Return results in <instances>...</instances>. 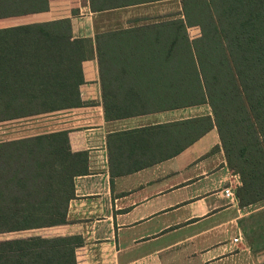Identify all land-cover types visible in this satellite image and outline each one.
<instances>
[{
    "label": "trees",
    "instance_id": "1",
    "mask_svg": "<svg viewBox=\"0 0 264 264\" xmlns=\"http://www.w3.org/2000/svg\"><path fill=\"white\" fill-rule=\"evenodd\" d=\"M56 1L0 0V23L46 13ZM69 1L76 16L78 0ZM164 1L171 0H90V7ZM160 18L94 41L75 38L68 18L1 27L0 124L82 107V65L96 47L106 120L211 108L120 134L127 157L167 160L217 129L227 165L241 179L240 206L264 201V0H181L177 17ZM193 27L200 29L195 39ZM127 160L125 173L150 163ZM87 172V152H72L66 131L0 143V233L64 223L74 179ZM17 244H0V264H33Z\"/></svg>",
    "mask_w": 264,
    "mask_h": 264
},
{
    "label": "crops",
    "instance_id": "2",
    "mask_svg": "<svg viewBox=\"0 0 264 264\" xmlns=\"http://www.w3.org/2000/svg\"><path fill=\"white\" fill-rule=\"evenodd\" d=\"M141 6L93 12L89 0H78L74 16L70 1H56L32 23L68 18L75 38L94 41L161 19L130 11ZM82 68V107L2 123L13 128L3 143L66 131L72 152H87L88 172L74 179L66 221L0 233V244L17 242L33 264H264V201L241 207L224 195L228 186L236 194L241 179L227 165L217 129L173 158L125 173L132 166L127 159L145 157H127L120 134L209 115L211 108L108 121L96 47Z\"/></svg>",
    "mask_w": 264,
    "mask_h": 264
},
{
    "label": "rangeland",
    "instance_id": "3",
    "mask_svg": "<svg viewBox=\"0 0 264 264\" xmlns=\"http://www.w3.org/2000/svg\"><path fill=\"white\" fill-rule=\"evenodd\" d=\"M61 1H69V0H61ZM71 2V1H70ZM90 2V0H89ZM132 13H140L146 16L147 14H150L151 16H165L167 14H174L176 17L181 11V0H171V1H164V2H159L155 4H148L146 6H141L138 9H130ZM145 18V17H143ZM35 20L31 18H26V19H21V20H16L12 22H1L0 23V28L1 27H7L11 25H18V24H28L32 23ZM145 23V21L143 22ZM189 34L191 39H195L200 36V29L197 27H193L189 29ZM10 125V124H9ZM8 125L1 124L0 125V143H3L4 140L10 139L13 136H10L13 133H10L12 127H5ZM7 131V132H6Z\"/></svg>",
    "mask_w": 264,
    "mask_h": 264
},
{
    "label": "built area",
    "instance_id": "4",
    "mask_svg": "<svg viewBox=\"0 0 264 264\" xmlns=\"http://www.w3.org/2000/svg\"><path fill=\"white\" fill-rule=\"evenodd\" d=\"M224 195L229 199H237V196L231 186L224 189ZM238 241V239L235 240L236 243H238Z\"/></svg>",
    "mask_w": 264,
    "mask_h": 264
}]
</instances>
